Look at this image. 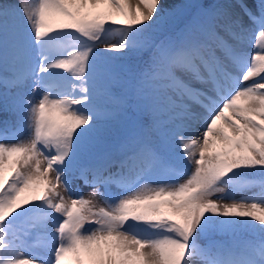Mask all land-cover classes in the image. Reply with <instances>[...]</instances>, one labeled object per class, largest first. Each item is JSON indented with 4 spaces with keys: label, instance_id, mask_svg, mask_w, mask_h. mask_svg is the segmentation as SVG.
Returning a JSON list of instances; mask_svg holds the SVG:
<instances>
[{
    "label": "snow or ice",
    "instance_id": "snow-or-ice-1",
    "mask_svg": "<svg viewBox=\"0 0 264 264\" xmlns=\"http://www.w3.org/2000/svg\"><path fill=\"white\" fill-rule=\"evenodd\" d=\"M0 264H264V0H0Z\"/></svg>",
    "mask_w": 264,
    "mask_h": 264
},
{
    "label": "rangeland",
    "instance_id": "rangeland-1",
    "mask_svg": "<svg viewBox=\"0 0 264 264\" xmlns=\"http://www.w3.org/2000/svg\"><path fill=\"white\" fill-rule=\"evenodd\" d=\"M3 2L7 3V4L16 5V4H18L20 2V0H3ZM111 38L115 39V38H118V37L113 35ZM77 184L79 185L80 191H82V193L85 196V198H88L90 193L92 192V188L84 186L82 182H74L73 187H76ZM102 191H103V189H102ZM114 191H119V189H115L114 188ZM251 191H259V189L257 187V188L252 189ZM251 191L245 192L243 194L250 195ZM65 195L67 196V193H65ZM94 202L97 203L98 205H102L103 204V201L101 200L100 197H96ZM45 235L46 234L41 233L39 236H34L29 241V243L32 244L33 247H36V248L42 250L43 249V243H44V236ZM228 239H229L228 237H224V236H217L216 237V240L219 241V242H224V241H226ZM239 240H240V242L246 241L244 238H241V237L239 238ZM200 243H201V246H205L207 244V241L206 240H201Z\"/></svg>",
    "mask_w": 264,
    "mask_h": 264
},
{
    "label": "trees",
    "instance_id": "trees-1",
    "mask_svg": "<svg viewBox=\"0 0 264 264\" xmlns=\"http://www.w3.org/2000/svg\"><path fill=\"white\" fill-rule=\"evenodd\" d=\"M101 51H103V49H101ZM242 236H245L249 240H251L253 238L251 235H242Z\"/></svg>",
    "mask_w": 264,
    "mask_h": 264
},
{
    "label": "bare ground",
    "instance_id": "bare-ground-1",
    "mask_svg": "<svg viewBox=\"0 0 264 264\" xmlns=\"http://www.w3.org/2000/svg\"><path fill=\"white\" fill-rule=\"evenodd\" d=\"M130 2H131L132 5H135L137 0H130Z\"/></svg>",
    "mask_w": 264,
    "mask_h": 264
}]
</instances>
